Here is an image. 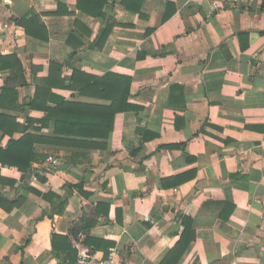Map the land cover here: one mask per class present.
<instances>
[{
    "label": "crops",
    "instance_id": "crops-1",
    "mask_svg": "<svg viewBox=\"0 0 264 264\" xmlns=\"http://www.w3.org/2000/svg\"><path fill=\"white\" fill-rule=\"evenodd\" d=\"M77 3L0 0V55H17L28 82L17 89L18 108L0 106L15 121L0 127L1 149L27 134L37 153L60 161H35L30 181L17 168L1 174L0 193L23 204L0 207V264H58L55 233L79 254L102 258L115 248L126 264H162L182 216L196 239L178 264H264V0H108L104 12L117 25L102 47L105 20ZM33 16L45 27L28 24L40 38L19 23ZM52 62L61 78L80 72L75 89L48 83L59 76ZM1 68L0 92L11 74ZM88 76H110L106 95L81 92ZM128 79L133 109L116 113L107 138L66 135L79 129L66 123L73 115L44 109L68 102L111 110ZM37 86L45 92L30 108ZM57 117L66 119L62 134ZM83 217L98 223L73 237Z\"/></svg>",
    "mask_w": 264,
    "mask_h": 264
},
{
    "label": "trees",
    "instance_id": "trees-1",
    "mask_svg": "<svg viewBox=\"0 0 264 264\" xmlns=\"http://www.w3.org/2000/svg\"><path fill=\"white\" fill-rule=\"evenodd\" d=\"M107 3L108 0H78L77 3L78 10L82 11L83 13L89 16L99 18L103 21L105 20V22L103 23L104 25L101 28V31L96 41L98 47H102L104 45L111 31L117 25V22L113 18L108 17L106 12H104V7L106 6ZM138 11L140 10L138 9ZM67 13L69 14V12ZM34 16L30 18H24L19 23L21 26L25 28L27 34L33 37L40 38L39 37L40 35L36 33L28 25L36 22L37 25H34L35 27H38L39 30L41 29L45 30V27L42 26L38 20L36 21L35 19L36 17ZM80 45H83V43H80ZM140 57L142 58L143 55H139V58ZM0 62H3L4 65V68L1 69H9L11 71V74L7 79L6 85L1 89L0 92V106L10 107L13 106L14 102L18 99V91H17L18 87H25L28 85L26 72L21 60L17 55H13L9 57H3L2 55H0ZM50 68L51 70L58 73L59 76L54 77L53 80H49V82L47 81L48 83L51 84L56 83L61 85V87H69L71 89H75L76 82L80 80V72L74 71L69 78H61L60 75L62 72V65L52 62L50 64ZM87 78L88 79L85 81V85L81 90L82 93L83 90H86L85 92L88 93L89 90H92L93 88L97 87L101 91V93H99L100 96L106 95L105 93L108 91V86L104 84L108 80V78H110V76L105 78H96V77L88 76ZM67 81H70L69 86H66ZM130 87H131V79H128V91L125 92L123 98L112 97L111 110L106 111L104 109L97 108L89 104L68 103V102H61L60 104H58L59 107L58 109H52L48 106H46L44 109L49 114L50 113L53 114V116L54 114L56 115V113L57 115L62 114L60 112H64L68 116L73 115L72 119H69L68 122L66 123L69 126L75 125L76 127H79V129L72 130V126H70L71 128L68 131L69 134L67 133L66 135H76L85 138H90L93 136L94 137L101 136L107 138L109 136V133L113 129V121L116 113L121 111H129L133 109V107L128 103L127 100L130 94ZM43 88H44L43 86H37L35 97L33 98L31 104L29 105L30 108L39 107L38 101H40L41 96L45 92ZM176 88H180V86H173L172 89L174 90ZM15 108H18V106H16ZM105 113L112 114L107 124L105 120ZM10 120L11 118L0 116V127L3 128V130L8 131L6 126H10L15 122L14 120L13 121ZM49 120H50V116L47 117V121ZM65 121L66 119H61L59 117L56 118V129L58 134L63 133L60 127L63 125V123L65 124ZM100 128H105L106 130L98 131L97 129ZM34 140L35 139L33 136L25 134L19 140H10L8 146L4 149H1L2 162L7 166L17 168L20 172H22V179H25L29 169L32 167V164L35 161L44 162L48 158V155L37 153L33 149ZM81 144L86 145V143H81ZM90 146L92 147L93 145L90 144ZM3 172L0 173V182L3 181L1 176ZM15 181L16 180L11 179L7 182L11 186H13L15 184ZM78 188L80 190H83L82 186H78ZM36 194L47 201L51 200L53 203H54L53 198H59L58 195H55L51 192L46 194L36 192ZM85 196H88V194L85 193ZM65 203L66 202L63 201L58 206L59 209L55 208V212L63 213L64 210L63 208L66 205ZM22 204H23L22 198L8 199L7 197H5L0 193V207L5 211L11 212L13 209L19 208ZM54 215L55 214H51L50 216L54 217ZM97 223H98L97 220H87V218L83 217L81 220H79V222L75 223V227L71 229V234L73 235V237H76L77 234L81 231L88 233V231L92 227L97 225ZM182 224L184 228L180 235V238L177 244L175 245V247L170 251V253L167 255L165 260L162 262V264H178L184 253L190 247L191 243L195 241L196 231L193 228L191 218L187 216H182ZM52 247L57 259H59L58 264H74L77 261L79 255L78 250H76L72 246L68 236H63L55 233L52 239ZM63 249L67 253L65 254L61 253L60 251H62Z\"/></svg>",
    "mask_w": 264,
    "mask_h": 264
},
{
    "label": "built area",
    "instance_id": "built-area-1",
    "mask_svg": "<svg viewBox=\"0 0 264 264\" xmlns=\"http://www.w3.org/2000/svg\"><path fill=\"white\" fill-rule=\"evenodd\" d=\"M47 161L52 165V167L57 168L60 165V161L53 157L49 156ZM14 167L5 165L1 160V146H0V173L5 170H12ZM74 264H126L125 261L121 258L119 251L115 248H110L109 253L106 257L98 258L88 251H82L78 255V259Z\"/></svg>",
    "mask_w": 264,
    "mask_h": 264
},
{
    "label": "water",
    "instance_id": "water-1",
    "mask_svg": "<svg viewBox=\"0 0 264 264\" xmlns=\"http://www.w3.org/2000/svg\"><path fill=\"white\" fill-rule=\"evenodd\" d=\"M32 175H33V170H32V168H30V170H29V181L31 180Z\"/></svg>",
    "mask_w": 264,
    "mask_h": 264
}]
</instances>
